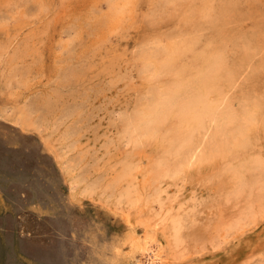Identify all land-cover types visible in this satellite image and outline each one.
<instances>
[{"label":"bare ground","instance_id":"bare-ground-1","mask_svg":"<svg viewBox=\"0 0 264 264\" xmlns=\"http://www.w3.org/2000/svg\"><path fill=\"white\" fill-rule=\"evenodd\" d=\"M128 1L109 0L115 19L114 11L120 13ZM189 1L159 0L151 20L159 21ZM210 1L193 6L191 15L176 22V30L163 31L135 50L145 86L137 89L134 107L117 110L113 117L129 149L111 155L114 163L100 187L73 175L65 146L59 148L58 162L71 196H102V205L87 206L102 215L92 222L89 252L63 237L50 250L23 247L7 225L6 202L13 200L0 192V264H124L125 259L134 264H199L264 233V137L259 133L264 132V76L253 78L248 71L256 70L255 56L263 54L264 24L254 32L235 27L237 20L228 26L227 0ZM222 25L223 33L210 28ZM21 48L20 42L14 53ZM25 110L22 106L16 112L18 122ZM248 246V256L233 264H264V241Z\"/></svg>","mask_w":264,"mask_h":264},{"label":"rangeland","instance_id":"rangeland-1","mask_svg":"<svg viewBox=\"0 0 264 264\" xmlns=\"http://www.w3.org/2000/svg\"><path fill=\"white\" fill-rule=\"evenodd\" d=\"M57 1L0 0V44L7 46L4 50L0 47V192L13 200L6 202L7 225L23 247L38 252L50 250L63 237L87 253L92 222L102 216L87 206L102 205V196H71L67 175L58 162L59 148L65 146L66 165L73 175L80 174L88 186L100 187L114 163L111 155L129 149L120 140L113 117L117 110L134 107L138 90L143 91L145 86V79L138 76L135 50L175 28L176 22L192 14L193 6L211 1L190 0L155 22L151 13L159 0H129L120 13L114 11L116 19L109 0H83L84 5L82 0H71L72 4L70 0ZM82 5L85 11L80 9ZM47 7L45 12L43 8ZM225 9L228 26H234L237 20L235 27L254 32L264 24V0H227ZM61 10L64 13L60 14ZM81 11L86 12L85 18ZM82 25L86 27L82 29ZM213 27L214 33H223V25ZM100 28L106 31L105 37ZM97 35L101 37L96 39ZM20 42L23 48L15 54ZM262 53L255 56L256 70L248 69L253 78L264 76V65L259 63H264ZM64 67L69 68L61 70L62 78L57 77ZM9 74L13 76L6 83ZM22 106L26 113L18 122L15 114ZM259 133L264 137V132ZM260 241H264V233L248 237L226 253L218 252L199 264H233L237 258L248 256L249 244ZM124 262L134 264L127 259Z\"/></svg>","mask_w":264,"mask_h":264}]
</instances>
